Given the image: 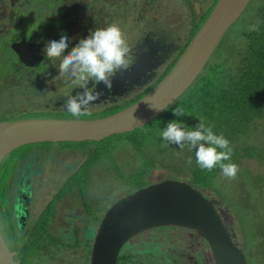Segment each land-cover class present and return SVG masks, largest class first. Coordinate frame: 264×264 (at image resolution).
<instances>
[{
  "label": "rangeland",
  "instance_id": "obj_1",
  "mask_svg": "<svg viewBox=\"0 0 264 264\" xmlns=\"http://www.w3.org/2000/svg\"><path fill=\"white\" fill-rule=\"evenodd\" d=\"M263 5L264 0L250 1L205 69L209 68L208 65L221 62H226L227 66L238 62V56L246 46L245 34L249 32V27H259L262 21ZM1 98L0 122L23 120L18 111L19 105L16 104L10 112L2 110L5 97ZM148 128L149 125L145 130L142 128L135 133L114 135L101 142H87L90 143L87 145L33 144L15 150L0 165V222L5 205L2 188L10 181L11 187L16 190L17 180L29 174L34 189L31 200L33 213L37 215L56 195L60 197L52 233L62 241L63 247L56 253L54 247L47 245L48 249H52L51 256H45L43 264L46 261V264H90L92 244L101 220L116 202L133 194L130 191L132 186L125 183L126 178L138 176L145 171L143 167L147 161L153 160L155 168H149L152 171L148 170L150 175L146 173L148 183L166 179L190 182L186 178L187 173H178L180 168L188 169L191 158L185 152L188 146L180 151L178 145L164 146L166 142L160 135L149 133ZM252 134L247 138L246 145L256 147L260 156H243L235 162L239 165V172L233 180L223 177L221 170L216 172L215 177L206 176L207 170H204L202 179L210 185L209 188L198 189L206 197L223 202L221 209H230L232 216L227 219L230 231L235 242L244 248L249 264H264V118L258 121L257 133ZM135 136L136 141L142 143L139 151L130 143ZM85 162L87 165H84ZM187 172L193 177L197 171L194 173L193 167ZM83 186L87 187L86 190ZM80 190L85 197L81 196ZM10 210L13 216L21 212L15 208L14 202L10 204ZM4 226L7 231L6 224ZM0 231L8 242L1 224ZM128 254L131 259L129 264H206L209 259L210 264H214L210 248L200 234L180 227H158L140 233L123 246L118 264H125L123 257Z\"/></svg>",
  "mask_w": 264,
  "mask_h": 264
},
{
  "label": "flooded vegetation",
  "instance_id": "obj_2",
  "mask_svg": "<svg viewBox=\"0 0 264 264\" xmlns=\"http://www.w3.org/2000/svg\"><path fill=\"white\" fill-rule=\"evenodd\" d=\"M219 1L0 0V99L5 97L2 110L10 112L18 104L23 120L97 121L130 109L155 91L172 72ZM114 22L126 33L130 47L129 67L113 77L110 90L103 83L98 84L96 90L102 95L93 102L95 106L84 115L74 117L66 111L64 102L67 96H74L83 89L73 80L54 79L59 75V60L46 57L45 44L67 34L70 37L69 47L65 50L67 54L80 39L89 35L90 30ZM88 86H92L91 81ZM161 115L131 133L146 128ZM29 172L33 174L31 167ZM28 175H24V181V177L17 180V191L11 187L10 181L6 182V189L2 188L3 213L15 198H22L25 203L21 212L13 217L20 235L33 231L49 204L37 215L31 211L34 189ZM24 183L29 194L22 191ZM22 213L24 216L19 217L18 214ZM6 222L4 218L0 222L5 234ZM12 254L15 256L14 252ZM130 261V254L123 257V263L129 264ZM206 264H210V259Z\"/></svg>",
  "mask_w": 264,
  "mask_h": 264
},
{
  "label": "water",
  "instance_id": "obj_3",
  "mask_svg": "<svg viewBox=\"0 0 264 264\" xmlns=\"http://www.w3.org/2000/svg\"><path fill=\"white\" fill-rule=\"evenodd\" d=\"M251 0H220L187 53L167 78L143 101L110 118L97 121L28 119L0 123V164L15 150L33 144L101 142L131 133L174 103L204 71L229 29ZM149 105L160 111L152 110ZM192 184L166 179L141 188L116 202L97 229L90 264H117L132 238L158 227L196 231L207 242L214 264H249L244 248L231 233L229 209ZM219 209V210H218ZM230 215V216H229ZM0 264H16L0 231Z\"/></svg>",
  "mask_w": 264,
  "mask_h": 264
},
{
  "label": "trees",
  "instance_id": "obj_4",
  "mask_svg": "<svg viewBox=\"0 0 264 264\" xmlns=\"http://www.w3.org/2000/svg\"><path fill=\"white\" fill-rule=\"evenodd\" d=\"M261 13L263 18L258 30L249 31L245 34L246 46L240 52L238 62L233 66H227L225 65L226 62H221L208 65L209 68H204L205 70L199 75L195 83L158 119L149 124V133L160 135L161 130L166 127L167 123L173 120L181 121L189 128H194L199 123V119H203L206 123L214 125L216 134L223 133L225 138L230 141V145L234 150L232 162H237L243 156H260V151L254 146L246 145V140L252 133H257L258 121L264 118V5ZM176 107L182 108L185 114L180 117L174 116L173 110ZM130 143L136 150H141L142 143L136 141V136L130 140ZM74 144L87 145L90 143ZM180 150L178 148V151ZM185 152L192 159V164L187 166V171L194 167V173L197 172L196 175L191 177L186 169L180 168L178 173H187L188 177L186 178L194 187L199 189L209 188L210 183L202 179L201 176L204 170L196 164L195 149L188 146L185 148ZM85 164L87 165L86 162ZM152 165L153 160H148L145 167H143L145 171L138 176L133 175L125 179V183L132 186L131 192L134 193L150 185L146 173L148 170L150 172L149 168H155ZM218 171L220 169L217 167L214 171H205V175L215 177ZM6 186L7 184L4 187L5 189ZM26 188L28 187L24 183L22 191L26 192ZM83 188L86 190L87 187L83 186ZM80 191L81 196L85 197L83 190ZM26 193L29 194L30 191L28 190ZM56 196L41 213V218L37 220L35 228L30 234H18L15 228L17 222L14 220L10 208L4 212L3 218L8 221L6 223L9 228L6 231L8 245L10 250L15 253L14 259L17 264H43L44 257L51 256L50 251L52 249L51 247L48 249L47 245L54 247L56 253H59L60 248L63 247L62 241L57 240L54 233H52L58 212L56 207L60 199ZM21 200L23 199H14L17 210H21L23 205L25 206V203ZM229 214L232 215L230 209ZM76 232L79 233L78 228ZM78 237L79 235L76 237V242Z\"/></svg>",
  "mask_w": 264,
  "mask_h": 264
},
{
  "label": "clouds",
  "instance_id": "obj_5",
  "mask_svg": "<svg viewBox=\"0 0 264 264\" xmlns=\"http://www.w3.org/2000/svg\"><path fill=\"white\" fill-rule=\"evenodd\" d=\"M257 25H251L249 31H257ZM70 37L61 35L59 40H52L45 44L43 49L49 60H59L58 73L54 79H70L83 89L76 95H69L65 99L66 111L74 117H79L89 112L102 95L96 90L98 84L109 90L113 86V77L118 72H123L129 67L130 47L126 33L118 23H112L104 27L96 28L89 32L86 38L71 48L67 54ZM90 81L92 86L89 87ZM149 107L154 111L153 106ZM184 110L176 107L173 115L183 116ZM160 137L165 145H178L180 149L189 146L195 149V161L202 170L212 171L219 168L223 177L233 180L239 172V165L232 162L234 150L230 141L223 133L216 134L214 125L199 119L194 128H189L183 122L173 120L167 123L160 132ZM192 163L191 158L188 161Z\"/></svg>",
  "mask_w": 264,
  "mask_h": 264
}]
</instances>
